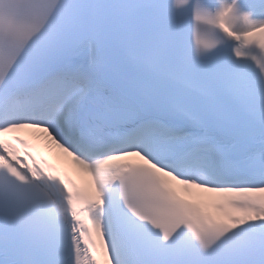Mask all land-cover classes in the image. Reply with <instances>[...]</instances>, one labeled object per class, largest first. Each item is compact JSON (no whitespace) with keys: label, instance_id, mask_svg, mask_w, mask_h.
Masks as SVG:
<instances>
[{"label":"snow or ice","instance_id":"obj_1","mask_svg":"<svg viewBox=\"0 0 264 264\" xmlns=\"http://www.w3.org/2000/svg\"><path fill=\"white\" fill-rule=\"evenodd\" d=\"M26 128L90 171L95 196L53 174ZM171 181L220 194L222 218ZM82 251L264 264V0H0V264Z\"/></svg>","mask_w":264,"mask_h":264},{"label":"bare ground","instance_id":"obj_2","mask_svg":"<svg viewBox=\"0 0 264 264\" xmlns=\"http://www.w3.org/2000/svg\"><path fill=\"white\" fill-rule=\"evenodd\" d=\"M41 131V130H40ZM40 134V133H39ZM41 135V134H40ZM43 139H45V137L42 135L41 136ZM47 140V139H46ZM50 144H54V142H49ZM56 146V145H55ZM56 147H58V146H56ZM59 148V147H58ZM59 149H61V148H59ZM62 150V153L64 154L65 152L63 151V149H61ZM68 159H70L69 160V162L71 163V162H74L76 165H80L77 161H75V159L72 157V156H70V157H68ZM197 193L199 192V193H203V192H201L200 190H198L197 189V191H196ZM203 194H206V195H209L210 196V201H212V202H215L219 197H220V194H217V193H203Z\"/></svg>","mask_w":264,"mask_h":264}]
</instances>
